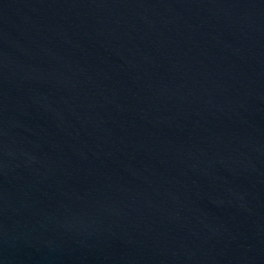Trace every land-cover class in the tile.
<instances>
[{"label": "water", "instance_id": "95a60500", "mask_svg": "<svg viewBox=\"0 0 264 264\" xmlns=\"http://www.w3.org/2000/svg\"><path fill=\"white\" fill-rule=\"evenodd\" d=\"M0 264H264V0H0Z\"/></svg>", "mask_w": 264, "mask_h": 264}]
</instances>
